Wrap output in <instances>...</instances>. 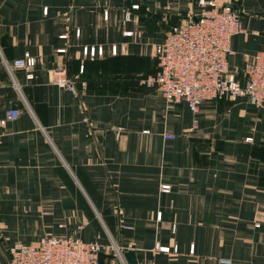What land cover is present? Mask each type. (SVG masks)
Masks as SVG:
<instances>
[{"label": "crops", "instance_id": "1", "mask_svg": "<svg viewBox=\"0 0 264 264\" xmlns=\"http://www.w3.org/2000/svg\"><path fill=\"white\" fill-rule=\"evenodd\" d=\"M217 1L239 5L227 64L240 70L264 52V0ZM198 11L197 0H0V119L19 112L0 127V264L44 237L103 243L102 227L135 264H264L263 110L239 97L190 113L139 84L156 71L154 46ZM92 46L103 55L83 57ZM23 54L29 80L12 66ZM61 69L74 93L50 83Z\"/></svg>", "mask_w": 264, "mask_h": 264}, {"label": "built area", "instance_id": "2", "mask_svg": "<svg viewBox=\"0 0 264 264\" xmlns=\"http://www.w3.org/2000/svg\"><path fill=\"white\" fill-rule=\"evenodd\" d=\"M197 5L199 11L196 15L186 14L170 28L164 40L154 46L156 71L141 78L139 84L157 91L167 104H184L190 113H195L206 100H234L239 97H246L250 105L264 112V52L254 53L240 70H229L230 39L242 32L239 14L229 4L217 0H197ZM131 9H137V6H131ZM124 16L128 21L129 13L125 12ZM75 36H78L77 31ZM56 52L63 53L64 50ZM117 52L115 45L109 47L110 56ZM81 55L93 60L103 55V48L83 47ZM12 66L24 70L25 78L29 80L34 59L23 54L13 61ZM76 79L67 77L64 69L49 74L51 84L71 93L75 92ZM79 85L83 89L85 84L80 82ZM18 115L16 109L6 110L0 119V127ZM163 138L172 139L167 135ZM161 189L165 190L167 186H161ZM159 215H156L157 220ZM110 242V246H103L99 236H95L93 242H82L72 237H44L34 245L14 244L9 247L7 264H98L97 255L107 249L114 250V257L120 264H125L122 248ZM155 248L161 252L168 251L156 244ZM192 250L191 246L189 253ZM217 264L231 263L227 259H219Z\"/></svg>", "mask_w": 264, "mask_h": 264}, {"label": "rangeland", "instance_id": "3", "mask_svg": "<svg viewBox=\"0 0 264 264\" xmlns=\"http://www.w3.org/2000/svg\"><path fill=\"white\" fill-rule=\"evenodd\" d=\"M233 9H235L237 12H238V14H239V17H241V11H240V8H239V5H236V6H234V5H232L231 6ZM229 70H231V71H234L233 69H229ZM264 152V151H263ZM263 155H264V153H263ZM102 230H103V237L105 238V240L104 241H102L103 243H101L103 246H110L111 245V239H110V237H109V235L107 234V232H106V230L102 227ZM118 247H121V246H118ZM102 254H105V255H108V256H111V257H107V258H105L104 260H103V264H120L119 262H118V260L114 257V255H115V253H114V250H111V249H107V251L105 252H103ZM222 259V258H221ZM219 260V259H218ZM218 260H217V263H218Z\"/></svg>", "mask_w": 264, "mask_h": 264}, {"label": "water", "instance_id": "4", "mask_svg": "<svg viewBox=\"0 0 264 264\" xmlns=\"http://www.w3.org/2000/svg\"><path fill=\"white\" fill-rule=\"evenodd\" d=\"M107 257H111L102 253L97 255V262L98 264H103V260ZM123 260L126 264H135V257L134 253L131 250L125 251L122 253Z\"/></svg>", "mask_w": 264, "mask_h": 264}, {"label": "trees", "instance_id": "5", "mask_svg": "<svg viewBox=\"0 0 264 264\" xmlns=\"http://www.w3.org/2000/svg\"><path fill=\"white\" fill-rule=\"evenodd\" d=\"M68 77V76H67ZM69 78H73V77H69ZM77 81V80H76ZM76 81L74 82V84L76 83ZM79 83V82H78ZM106 260V259H105Z\"/></svg>", "mask_w": 264, "mask_h": 264}]
</instances>
